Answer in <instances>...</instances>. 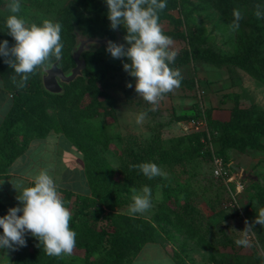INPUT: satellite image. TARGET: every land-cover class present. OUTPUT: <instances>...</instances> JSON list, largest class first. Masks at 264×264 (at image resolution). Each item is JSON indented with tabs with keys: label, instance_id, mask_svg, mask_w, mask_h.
Segmentation results:
<instances>
[{
	"label": "rangeland",
	"instance_id": "rangeland-1",
	"mask_svg": "<svg viewBox=\"0 0 264 264\" xmlns=\"http://www.w3.org/2000/svg\"><path fill=\"white\" fill-rule=\"evenodd\" d=\"M7 4L8 0L0 1V40H8L11 47L14 40L5 28V19L10 14ZM258 8L264 11V0H177V8L169 14L180 23L175 26L166 19L159 21L163 31L178 36L181 48H188L191 39L210 53L213 63L196 62L189 67L190 73L194 71L199 78L202 100L206 98L205 87L209 82L217 81L224 88L229 80H223L221 74L226 72L231 76L230 87L209 94V109L225 111L222 106L226 105L230 111L234 105L254 106L264 114V18L255 15ZM234 9L242 15L238 28L232 27ZM106 13L103 0H21L17 15L29 25L40 24L45 19L59 22L61 57L67 64L72 59L74 27L89 37L114 39L112 31L113 38L109 33L102 34L105 26L109 28ZM8 59L11 57H0V75L3 87L13 98L19 75L6 63ZM239 59L246 61L247 71L232 63ZM39 68L29 74L24 85L29 96L33 93V79L40 86L29 103L33 105L34 116L19 126L33 127L40 118L42 127L58 128L81 148V160L77 159L75 166L84 172L83 182L71 178L65 180L62 185L65 188L58 186L71 213L69 226L75 230L76 239L81 237L79 212H94L103 207L100 200L108 189L118 190L117 214L130 216L127 209L132 202V189L139 191L147 185L153 194L152 207L130 217L150 222L158 240L175 252L178 264H264V226L254 225L257 237H252L251 246H237L234 242L240 235L236 231L245 228V221L251 224L258 211L264 209V153L230 151L223 157L211 126L208 125L207 134L189 127L187 118L176 120L157 104L152 110L153 105L144 100L123 102V98L129 99L136 93L134 80L124 71L122 59L110 58L109 54L94 69L104 70L95 90L85 89L89 76L87 80L77 78L74 84L64 85V88L68 86L65 101H52L45 96ZM183 68L187 69V65ZM128 82L133 87H126ZM124 89L126 96L121 94ZM231 93L237 95L235 104H231V97L225 102V95ZM142 111L147 115L137 124L135 117ZM215 154L227 165L224 179L213 175ZM142 162H154L163 175L152 179L144 176L142 180L147 183H130L133 176L141 174L132 165ZM248 171L253 174H247ZM82 187L85 192L80 194ZM187 208L190 209L185 213ZM87 223L102 245L89 255L82 247L75 246L71 255L57 256L61 264L111 263L107 250L115 225L106 219V213L96 222ZM194 229L202 234V243L193 241L186 233ZM33 239L26 234L23 254L34 251ZM0 264H13V260L0 254Z\"/></svg>",
	"mask_w": 264,
	"mask_h": 264
},
{
	"label": "clouds",
	"instance_id": "clouds-1",
	"mask_svg": "<svg viewBox=\"0 0 264 264\" xmlns=\"http://www.w3.org/2000/svg\"><path fill=\"white\" fill-rule=\"evenodd\" d=\"M107 5V18L110 28L123 26L126 30L124 41L128 45L109 40L106 51L114 59L126 58L122 67L134 78V90L146 102L153 105L163 94L179 87L182 76L178 69L170 65L177 52L170 48L173 41L163 33L159 24V13L166 8L167 0H103ZM9 15L5 19L7 34L14 40L9 47L8 40H0V57H11L6 63L19 75L18 87H24L29 74L38 67H50L51 60H59L62 55V25L49 19L40 24L30 25L22 16L21 0H8ZM257 18H264V11H255ZM233 28L239 27L242 15L233 10ZM15 81V77L13 78ZM126 87H133L128 82ZM147 113L140 112L135 122L141 124ZM152 179L163 173L154 162H142L132 165ZM16 189V188H15ZM17 190V189H16ZM132 202L128 205L130 216L144 213L152 207V190L143 186L139 191L132 189ZM19 204L8 208L6 214L0 216V254L3 250H16L26 246V234L35 237L39 245L49 256L71 255L76 245V232L69 226L71 213L65 206L58 185L48 170L36 173L31 186L22 187L16 196ZM264 226V209H260L253 222L245 221V228L236 231L240 235L235 239L237 246H251L255 236L254 225ZM7 255V254H6Z\"/></svg>",
	"mask_w": 264,
	"mask_h": 264
},
{
	"label": "trees",
	"instance_id": "trees-1",
	"mask_svg": "<svg viewBox=\"0 0 264 264\" xmlns=\"http://www.w3.org/2000/svg\"><path fill=\"white\" fill-rule=\"evenodd\" d=\"M176 8L177 0H167L166 8L159 13V21H161L162 19H166L169 20V22L173 23V25L177 26V24L180 23L178 21V18H175L174 16H171V14H169V11L175 10ZM118 27L121 31V34L125 36L126 30L123 28V26ZM71 29L72 26L70 25V30ZM108 33L109 36L113 38L111 30L107 26H105V32H102V34ZM163 33L167 36H170L172 39H178V36L175 33H171L168 30L163 31ZM107 54L109 53L106 51L105 47H102L97 52L84 54V73L86 76H89V82L87 86H85V89H87L86 91L95 90L96 82L101 80L104 76L103 69H99L98 71L94 69L97 67L100 60ZM63 59L64 58L61 57L62 62L60 61V64H62L64 69H67L69 66L74 65L72 59H70V63L67 64L63 62ZM245 59H249L248 54ZM196 62H205L209 64L213 63L210 53L198 47L193 40L189 39L188 48H182L179 50L174 59V62L170 65V67L179 70L180 67L185 65L186 63L194 64ZM232 63H235L238 67L246 70V61L239 59L235 62L232 61ZM37 68L35 70H37ZM78 79L82 80V78ZM76 81L77 80H75V82ZM75 82H72L71 85ZM188 82L189 80H185L182 78L180 84H185ZM31 83V89L33 93H31L30 96L28 94H25L24 87L17 86V89H15V92L13 93L12 107L6 115L2 126L0 127V175L6 173L13 160L24 151L31 139L35 137H43L49 130H53L55 132L63 134L69 140L67 134L56 127H42L40 124V118L33 127H29L27 125L19 126L20 122H29L30 118H33L34 116L33 105H29V103L33 101V95H35V92L38 91L40 86L35 79H33ZM67 89L68 86H65L64 94L62 96H51L44 91L43 93L52 101H65V99L68 97L66 92ZM106 95L108 98L111 97L109 94ZM226 97L233 98L234 104L236 101H238V99H235L237 98L236 94H226L225 98ZM234 106L235 107H232L233 109H230L228 119L226 120L213 119L211 116L212 109H206L203 112L204 117L208 122L209 128L211 126V129L215 130V142L219 146V154L223 157H226L225 152H246L247 150L264 153V114L259 112V110L254 106ZM29 111L31 113H29ZM200 116L201 112L196 110L193 115L185 114V116L179 118V120H181L182 118H187V120L189 121L191 119L199 118ZM18 135H20L21 138L17 137ZM69 142L80 156L81 148L76 146L70 140ZM143 177L144 175L142 173H138L137 175L133 176L129 180V182L133 183L134 181H139L138 184H141L143 181H145L142 180ZM166 193L167 191L164 192V194ZM100 201L103 207L98 208V210H95L94 212L87 211L85 213L82 210L79 212L81 220L79 234L81 235V237L76 239L75 246L82 247L87 255L98 250L102 245V241L96 238L94 231L88 226L89 224L87 222H96L100 218V215L104 213H106V219L111 220L115 225V230L111 234L108 241V258L111 260V263L108 264H129L132 258L145 244L158 241L157 232L150 222L135 219L124 214H117V189H108V191ZM189 209L190 208H187L185 210V213ZM186 233L193 241L202 243V234L196 231V229H194L193 231H187ZM31 244H33L34 251L30 254H23V247H21L20 251L13 258H10L11 260H13V264H61L57 256H49L45 253V251L43 250V245H39V241L35 237L33 239V243ZM107 262L108 261H106V263ZM104 263L105 262L87 264Z\"/></svg>",
	"mask_w": 264,
	"mask_h": 264
},
{
	"label": "crops",
	"instance_id": "crops-1",
	"mask_svg": "<svg viewBox=\"0 0 264 264\" xmlns=\"http://www.w3.org/2000/svg\"><path fill=\"white\" fill-rule=\"evenodd\" d=\"M172 41L173 43L170 48L174 49L178 54L179 50L182 49L179 41L178 39H172ZM109 56L112 58L110 54ZM121 59L123 61V58ZM186 65L187 69H184L183 66L185 65H183L180 67L179 71L182 78L189 80V82L180 84L179 87H175L170 92L163 94L156 102L158 107L163 108L166 114L172 115L176 120H179V118L185 116V114L193 115L196 110L204 112L206 109H209V94L216 91L222 92L232 85L231 76L225 72L221 74L220 77L223 80H229V82L225 81L227 86L223 88L219 86L217 81L209 82L210 84L205 87L206 98L202 100L203 93L199 90V78H197L194 71L190 73V63H186ZM114 93H116L115 90ZM121 94L126 96L125 89L122 90ZM123 99V102L127 101L130 103L137 100H144L141 96L137 95V93H134L129 99ZM229 99L231 98L227 97L225 102ZM232 101L231 104L234 103V99ZM12 104V96L3 87V80L0 75V127L10 111ZM217 107L219 106L216 105V108ZM222 108L227 110L212 109L211 116L213 119H228L230 107L224 105ZM186 111H189V113ZM77 159L81 160L80 156L69 140L61 133L49 130L43 137L31 139L24 151L13 160L6 173L0 175V216L6 214L8 208L19 204L16 196L19 194L20 189L22 187L31 186L34 175L40 170H48L59 187L65 185V180L68 181L71 178L83 182L82 178L84 177L82 176H84V172H81V170L75 166ZM260 169L262 168L260 167ZM246 173L253 174L250 173V171ZM84 190L85 187H82L78 192L83 194V192H85ZM255 237L257 236L255 235ZM20 248L21 247L16 250L5 249L3 251L7 255H3L6 258H13L20 251ZM129 264H178V262L175 257V252H171L164 242L158 240L145 244L132 258Z\"/></svg>",
	"mask_w": 264,
	"mask_h": 264
},
{
	"label": "water",
	"instance_id": "water-1",
	"mask_svg": "<svg viewBox=\"0 0 264 264\" xmlns=\"http://www.w3.org/2000/svg\"><path fill=\"white\" fill-rule=\"evenodd\" d=\"M107 24L110 28V21L107 18ZM114 34V39L111 40L109 37H89L84 35L82 31L74 27V45L70 50V54L74 65L66 70L60 65L61 58L54 60L50 67L39 68L40 79L42 89L45 93L51 96H62L64 94V85H69L74 82L77 78H83L87 80L84 73L85 69V53H92L97 51L101 47L106 48V44L109 40L119 44H124L125 47L128 45L124 41V36L121 34L119 27L116 29L110 28Z\"/></svg>",
	"mask_w": 264,
	"mask_h": 264
},
{
	"label": "built area",
	"instance_id": "built-area-1",
	"mask_svg": "<svg viewBox=\"0 0 264 264\" xmlns=\"http://www.w3.org/2000/svg\"><path fill=\"white\" fill-rule=\"evenodd\" d=\"M188 126L194 128L197 131H205L208 133V123L204 117L203 111H201V116L196 119H191L188 121ZM213 164H214V172L213 175L215 178L224 179L226 176V168L227 165L223 162V160L218 155H213Z\"/></svg>",
	"mask_w": 264,
	"mask_h": 264
}]
</instances>
